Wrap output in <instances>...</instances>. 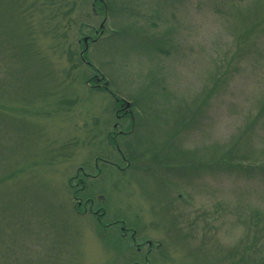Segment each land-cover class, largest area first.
Here are the masks:
<instances>
[{
  "label": "rangeland",
  "instance_id": "374dc122",
  "mask_svg": "<svg viewBox=\"0 0 264 264\" xmlns=\"http://www.w3.org/2000/svg\"><path fill=\"white\" fill-rule=\"evenodd\" d=\"M108 1L0 4V264H264V0Z\"/></svg>",
  "mask_w": 264,
  "mask_h": 264
},
{
  "label": "trees",
  "instance_id": "16d2710c",
  "mask_svg": "<svg viewBox=\"0 0 264 264\" xmlns=\"http://www.w3.org/2000/svg\"><path fill=\"white\" fill-rule=\"evenodd\" d=\"M2 1L3 0H0V4L2 3ZM57 1L58 0H41V1H38L39 4H37V2H35V4H27L26 2H24L22 0H17V2H19V3H17L18 7H19V10H17L18 12H17V17L16 18H17V20L19 22H23L24 26H26V28L30 31V34L32 32L37 33L38 29L35 26V23H37V21L35 20V17H36L35 9L38 10L39 12H41V13H44L47 10V8L49 10L50 6L54 8V5H55V3ZM109 5H110V2L108 0H93V2H92V10H94V12L96 10V12L105 13L107 11V8L109 7ZM37 6H38V8H36ZM0 13L3 15V18L0 17V24L3 25L2 28L0 29V47H1V49L9 51L12 54V56H10L12 60H19V59L23 60L25 58V53L26 52L31 53L33 51V55L32 54L30 55V61L33 60V59L42 60V61L46 60V62H48L50 64V73H53V75H54L57 72V77H56V80H55L57 85H63V80H62L63 77L69 76L70 73L69 72H66V73L58 72V70H56L53 67L54 66V62H52L53 56L59 50H56V51L53 52L50 49H48V47H47L44 55L42 56L41 55L42 48L36 49L35 48V44H33L31 42H29L28 45H27L24 41L23 42H21V41L17 42L16 41V46L12 45L11 42H10L11 38L9 37L10 30L8 29L9 28L8 27V22L10 21L11 15L7 14L6 11L3 10V9H0ZM59 14H61V17H60L58 25H62L65 21H67V14L66 15L64 13L63 14L59 13ZM57 15H58V11H57L56 16ZM64 17H66V18H64ZM52 18L54 20V17H52ZM53 20L45 17V14H43V17L40 18V21L45 23L44 28L42 27L41 24H38L39 31L42 30L40 32L41 35L42 34L51 35L49 37L52 39V41L57 39V38L60 39L59 37L54 38L55 32H57V30H58V26H57V24L55 22H52ZM79 41H80L79 43H81V41L84 42V39L82 38V40H79ZM170 43H171V40H169V44ZM53 45H54L55 49H60V48H62L63 44H61L59 42H57V43L55 42V44H53ZM85 46H86V44L84 42V48H85ZM87 51L88 50L86 48V50H84L83 54H81V52H79L78 56H76L77 52L73 53V50H69V49L66 50V52L64 53V56L66 57V62L68 61L69 65H71L68 68L69 71L76 70L75 68H77L78 65H81L82 67L88 65L90 68H94L93 65H91V62L86 60ZM61 54H63V52ZM81 75H82L81 77L83 79H85L83 77V74H81ZM9 78H10V82L2 80L3 82L0 83V88H3V87L6 88V87H8L9 84H11L13 82L14 77L11 76ZM53 81H54V79H53ZM87 82H89V81H87ZM86 84H88V83H86ZM110 92H111L112 96L115 97V100L117 101L116 102L117 104L119 102H121V99L119 100V98H117L118 94L115 91L113 92V91L110 90ZM53 96H55V97L58 96L57 91L54 92ZM4 104H5L4 102L2 103V101H0V107L4 108ZM262 109H264V105L262 106ZM4 112L5 111L0 112V121H1L0 124H3L5 121H7V119H6L5 115H4ZM255 119H258V117H256ZM102 159H104V158L103 157H99L98 158V160H101V161H102ZM224 162L227 163L228 161H226L225 158H223V163ZM249 167H253V166H249ZM96 168H97V166H96ZM75 177L76 176H72V178L70 179L73 187H74L73 179ZM82 182H85V181H82ZM89 201L91 202L92 199L88 198L87 202H89ZM78 205H80V203H78L77 206ZM257 229H258V227H257ZM245 256L248 259V256H247L246 253H245ZM243 258H244V256L241 255L240 259H243ZM250 261H251V259H250Z\"/></svg>",
  "mask_w": 264,
  "mask_h": 264
},
{
  "label": "water",
  "instance_id": "95a60500",
  "mask_svg": "<svg viewBox=\"0 0 264 264\" xmlns=\"http://www.w3.org/2000/svg\"><path fill=\"white\" fill-rule=\"evenodd\" d=\"M87 39H88L87 37L84 38L85 41H87Z\"/></svg>",
  "mask_w": 264,
  "mask_h": 264
},
{
  "label": "flooded vegetation",
  "instance_id": "af4514ba",
  "mask_svg": "<svg viewBox=\"0 0 264 264\" xmlns=\"http://www.w3.org/2000/svg\"><path fill=\"white\" fill-rule=\"evenodd\" d=\"M119 103H121V102H119ZM102 161H104V160H102ZM106 161V160H105ZM96 166H97V163H96Z\"/></svg>",
  "mask_w": 264,
  "mask_h": 264
}]
</instances>
